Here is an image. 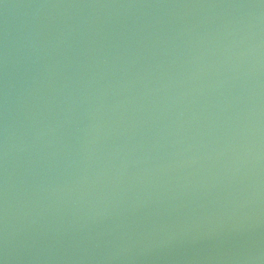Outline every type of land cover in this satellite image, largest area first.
Segmentation results:
<instances>
[{"label": "water", "instance_id": "1", "mask_svg": "<svg viewBox=\"0 0 264 264\" xmlns=\"http://www.w3.org/2000/svg\"><path fill=\"white\" fill-rule=\"evenodd\" d=\"M0 264H264V0H0Z\"/></svg>", "mask_w": 264, "mask_h": 264}]
</instances>
